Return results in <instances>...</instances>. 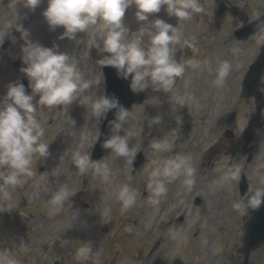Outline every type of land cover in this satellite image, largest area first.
<instances>
[{
	"label": "rangeland",
	"instance_id": "374dc122",
	"mask_svg": "<svg viewBox=\"0 0 264 264\" xmlns=\"http://www.w3.org/2000/svg\"><path fill=\"white\" fill-rule=\"evenodd\" d=\"M26 2L0 0V97L8 83L27 81L20 71L21 46L26 42L23 31L46 47L56 44L67 51L89 88L71 105L37 107L44 129L41 142L49 144L50 155L34 156V175L7 189L11 199L0 192V208L5 209L0 212V260L9 257L18 264H243L248 211L235 205L241 197L243 174L252 187H264V111L246 141L243 135L257 111L254 100L241 96V82L258 55L261 36L239 42L234 31L264 13V0H229L238 8L237 16L222 11L215 0H198L204 11L194 13L190 20L169 17L163 7L150 17L177 27L180 40L172 47L185 70L167 91H142L147 99L128 110L119 134L128 136L130 147L147 158L135 175L133 159L114 153L99 165L91 163L83 173L73 160L77 151L92 157L100 134L92 104L105 94L103 67L97 63L100 56L95 48L103 35L102 24L77 34L76 42L60 40L63 29L50 31L42 16L47 0H41L35 10ZM135 11L133 7L125 14L132 31L140 27ZM144 45L148 46L146 36ZM224 61L230 71L218 84ZM157 116L161 122L153 124L151 119ZM227 130L234 132V140L224 136ZM153 138L166 141L169 150L154 152ZM177 156L186 157L194 169L193 183H187L186 174L161 177L167 191L155 197L150 187L152 161ZM105 164L110 170L108 179L102 175ZM235 165L241 169L240 177L228 179ZM125 185L136 197L130 207L118 195ZM63 186L72 195L54 212L52 196ZM153 199L158 203L153 204ZM181 216L184 220L178 223ZM89 242L92 251L81 256L79 249ZM250 264H264V245L253 253Z\"/></svg>",
	"mask_w": 264,
	"mask_h": 264
},
{
	"label": "clouds",
	"instance_id": "9594fccd",
	"mask_svg": "<svg viewBox=\"0 0 264 264\" xmlns=\"http://www.w3.org/2000/svg\"><path fill=\"white\" fill-rule=\"evenodd\" d=\"M41 0H27L26 5L35 10ZM135 8V19L140 25L137 31H132L125 23L128 9ZM165 9L169 17L177 20H190L194 13L204 11L198 0H47V8L42 16L50 31L62 28L60 40L78 41L79 33L87 32L90 27L102 24V38L95 42V48L100 59L97 63L116 70L118 77L129 80L130 87L135 92L152 89L153 92L167 91L175 83V78L184 72V66L177 62L175 49L172 45L180 40L177 27L160 18L150 19ZM21 46L20 71L28 81L29 93L20 82H10L6 91L0 97V192L6 199H11L9 187L24 183V177L34 175L33 158L36 154L47 158L50 155L49 144L41 142L44 129L37 119L38 106L71 105L89 88V83L83 79L82 72L72 60L67 51H61L59 45L46 47L38 41L29 38L27 31ZM148 38V46L144 45V37ZM230 71L227 61L221 63L218 70L217 83H221ZM38 97V99H37ZM35 101V102H34ZM114 111V120L109 121L111 135L104 140L101 147L111 150L118 157L134 159L137 152L129 145V138L120 135L123 124L127 121L129 111L115 97L100 95L92 104V118L101 121L110 111ZM153 124H159V116L152 118ZM99 136L96 138L97 142ZM87 137H85V140ZM151 149L154 152L169 150V145L162 139H152ZM76 167L85 172L93 161L90 155L77 151L73 155ZM155 165L151 172L150 187L154 196L166 193L165 178H177L186 174L187 183L194 169L186 157L177 156L164 161H152ZM97 172L101 168L97 166ZM241 169L233 166L228 179L238 180ZM41 176L44 173L40 174ZM104 179L110 176L108 165H103ZM72 194L63 186L53 194L51 204L53 211L58 212ZM119 199L125 207L135 203V193L128 186H121ZM158 203L157 199L152 200ZM264 206V187L249 189L243 193L237 209H259ZM0 208V212H4ZM92 251L90 242L79 249L81 256ZM3 264H18L8 258Z\"/></svg>",
	"mask_w": 264,
	"mask_h": 264
},
{
	"label": "water",
	"instance_id": "95a60500",
	"mask_svg": "<svg viewBox=\"0 0 264 264\" xmlns=\"http://www.w3.org/2000/svg\"><path fill=\"white\" fill-rule=\"evenodd\" d=\"M264 25V21L259 23V25L254 27L245 28V35L241 39H247L251 34L256 33L259 28ZM264 74V41L261 48V53L255 63L250 67V71L243 83V95L247 98L256 97L257 102L259 103L258 115L251 124L250 130H253L257 127V124L260 120V114L264 107L262 101V95L260 93V82ZM117 75V74H116ZM116 75L111 73L108 76V87L107 93L109 97H115L119 100L120 104L125 108H129L136 102H140L143 99L142 94H135L130 87V78L129 80H124L117 76L120 80H117ZM114 111H110L106 118L103 119L104 128L103 134L100 140V143L97 145L94 151V158L102 157L111 152V150L103 149L101 147L102 143L106 138L111 135L109 128V121L114 120ZM143 159L141 157V163ZM249 189L247 188L246 182L241 184V193H245ZM250 210V221L247 227L245 240H244V253H245V262L244 264H249L251 254L264 244V206H261L259 209H249Z\"/></svg>",
	"mask_w": 264,
	"mask_h": 264
}]
</instances>
